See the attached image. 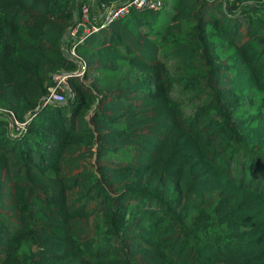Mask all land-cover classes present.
Returning <instances> with one entry per match:
<instances>
[{
    "label": "trees",
    "instance_id": "1",
    "mask_svg": "<svg viewBox=\"0 0 264 264\" xmlns=\"http://www.w3.org/2000/svg\"><path fill=\"white\" fill-rule=\"evenodd\" d=\"M113 1L0 0V264H264V0L133 7L47 101Z\"/></svg>",
    "mask_w": 264,
    "mask_h": 264
},
{
    "label": "built area",
    "instance_id": "2",
    "mask_svg": "<svg viewBox=\"0 0 264 264\" xmlns=\"http://www.w3.org/2000/svg\"><path fill=\"white\" fill-rule=\"evenodd\" d=\"M163 4V0H115L106 5L100 13H93L88 3L81 6V16L79 21L72 27L69 32V41H83L85 37L92 31L98 30L103 25H108L115 19L126 16L133 7L138 9L159 8ZM68 41V42H69ZM64 45L68 49L69 56L74 59L78 66L72 72H56L54 78L55 85L50 87V92L46 95L47 101H62L66 98V90L70 89L69 77L79 76L80 79H85L87 70L86 59L77 52L76 45ZM14 118V114H12ZM18 128L23 127L24 123L18 120L15 121Z\"/></svg>",
    "mask_w": 264,
    "mask_h": 264
},
{
    "label": "water",
    "instance_id": "3",
    "mask_svg": "<svg viewBox=\"0 0 264 264\" xmlns=\"http://www.w3.org/2000/svg\"><path fill=\"white\" fill-rule=\"evenodd\" d=\"M0 117H5L9 120L11 131H13L15 126V120L13 119V117L9 113H0Z\"/></svg>",
    "mask_w": 264,
    "mask_h": 264
},
{
    "label": "rangeland",
    "instance_id": "4",
    "mask_svg": "<svg viewBox=\"0 0 264 264\" xmlns=\"http://www.w3.org/2000/svg\"><path fill=\"white\" fill-rule=\"evenodd\" d=\"M164 17V16H163ZM163 17H161V18H163ZM166 19V18H165ZM68 38H70V34L68 33V35H67V37H66V39H65V45H67V42L69 41V39ZM65 48V47H64ZM65 50H66V53H68L69 54V52H68V49H66L65 48ZM84 80V82H89V80H87L86 78L85 79H83ZM70 84V83H69ZM70 87H71V85H70ZM72 90V87L70 88V89H67L66 90V92L65 93H67V91H71Z\"/></svg>",
    "mask_w": 264,
    "mask_h": 264
}]
</instances>
